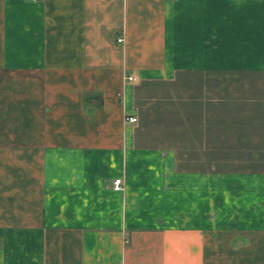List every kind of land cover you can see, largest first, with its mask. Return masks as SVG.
<instances>
[{
	"label": "crops",
	"instance_id": "crops-1",
	"mask_svg": "<svg viewBox=\"0 0 264 264\" xmlns=\"http://www.w3.org/2000/svg\"><path fill=\"white\" fill-rule=\"evenodd\" d=\"M0 264H264V0H0Z\"/></svg>",
	"mask_w": 264,
	"mask_h": 264
},
{
	"label": "built area",
	"instance_id": "built-area-1",
	"mask_svg": "<svg viewBox=\"0 0 264 264\" xmlns=\"http://www.w3.org/2000/svg\"><path fill=\"white\" fill-rule=\"evenodd\" d=\"M34 1H37V0H34ZM122 41H123V39H119V42H122ZM128 80L129 81H136V78L133 77V76H130V77H128ZM126 120L128 122L134 123V122H137L138 121V117L135 116V115H128L126 117ZM123 183H124L123 182V179L120 177V178L115 179L114 186H115L116 189L121 190V189H123Z\"/></svg>",
	"mask_w": 264,
	"mask_h": 264
}]
</instances>
